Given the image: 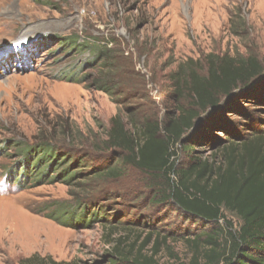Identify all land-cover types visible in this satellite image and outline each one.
I'll list each match as a JSON object with an SVG mask.
<instances>
[{"label": "rangeland", "instance_id": "374dc122", "mask_svg": "<svg viewBox=\"0 0 264 264\" xmlns=\"http://www.w3.org/2000/svg\"><path fill=\"white\" fill-rule=\"evenodd\" d=\"M45 37L51 38L43 41ZM73 37L95 44L111 39V48L121 49V67L108 72L115 81L114 94L101 91L93 81L105 74L101 64L86 67L95 51L70 52ZM211 54H255L264 66V0H0V143L6 141L0 146V264H18L34 254L57 262L76 258L83 264H107L111 245L105 243L102 224L75 229L46 217L74 201L70 194L76 193V186L62 177L63 169L76 164L81 175L114 159L111 152L93 150L116 116L128 130L146 118L165 122L186 103L175 96L178 67L193 62L206 71ZM262 83L264 77L257 86ZM124 87L131 99L121 91ZM209 116L203 114L193 132ZM47 133L55 139L65 137L66 144L56 146V155L45 160L36 151L38 139ZM192 133L183 139V147L179 145L180 164H189L192 156L211 158L216 152L210 150L213 139L207 144L199 139L187 143ZM68 145L73 151L61 166ZM48 164L57 172L51 170L53 175L42 181ZM123 179L109 184L125 190L123 198L118 200L120 192L110 197L115 194L106 191L101 203L92 202L94 211L100 206L108 217L119 218L116 237H125L127 245L159 230L169 238L159 261L188 263L191 255L183 236L193 239V234L213 226L190 218L173 204L157 213L147 203L150 178L129 169ZM124 222L135 229L134 235H126ZM139 222L142 227L136 226Z\"/></svg>", "mask_w": 264, "mask_h": 264}, {"label": "trees", "instance_id": "16d2710c", "mask_svg": "<svg viewBox=\"0 0 264 264\" xmlns=\"http://www.w3.org/2000/svg\"><path fill=\"white\" fill-rule=\"evenodd\" d=\"M72 41V54H79L83 49L95 51L92 63H87L86 67L95 69L101 64L99 69L105 74L93 81L101 91L114 94L115 81L108 72L121 67L120 60L124 58L121 49L111 48L114 40L95 44L73 37ZM194 64L187 62L185 67H178L173 87L175 96L179 101L186 100V105L178 106L176 113L169 115L165 122L160 124L146 118L141 122L143 124L128 130L116 116L99 148L96 146V151L93 150L102 155L111 152L114 159L81 175L76 172V164L61 168L62 177L76 186V193L70 194L74 201L46 217L75 229L102 224L106 230L105 243L111 245L105 258L107 264H162L159 255L169 240L157 230L144 239L138 236L127 245L125 237H116L115 226L119 218L108 217L107 211L100 206L96 207V212L92 208V202L101 203L106 191L120 192L118 200L123 198L125 190L110 188L109 184L125 179L129 169L150 178L151 187L146 199L157 213H161V207L173 204L190 218L213 226L210 230L193 234V239L183 236L191 257L188 263L178 261L176 264H264V83L257 86L264 77V66L255 54H211L207 58L206 71ZM129 69L133 70L134 64ZM121 91L125 96L129 95L126 87ZM128 98L131 99V95ZM216 109L220 110L211 114ZM206 113L211 114L208 120L193 132L196 121ZM189 133L193 136H188L187 143L199 139L207 144L213 139L210 150L216 152L212 151L211 158L192 156L189 164H180L179 145ZM217 133L226 137L223 139ZM45 137L38 139L40 144L37 151L36 147L34 149L47 160L46 157L56 155V146L66 143L65 137L55 139L48 133ZM66 148L68 152L64 155H68L61 154V166L67 164L65 161L73 151L72 145ZM191 149L195 150V147ZM51 170L57 172V168L52 169L48 164L39 180L45 181L47 174L53 175ZM22 181H28V178ZM110 197H116V194ZM141 212L149 214L150 210L142 209ZM140 222L136 226L142 227ZM125 226L126 235H134L132 230L135 229L128 224ZM18 264L83 262L76 258L70 262H57L51 257L34 254Z\"/></svg>", "mask_w": 264, "mask_h": 264}, {"label": "bare ground", "instance_id": "6f19581e", "mask_svg": "<svg viewBox=\"0 0 264 264\" xmlns=\"http://www.w3.org/2000/svg\"><path fill=\"white\" fill-rule=\"evenodd\" d=\"M20 56H21L20 58L25 59V58H24V54H21ZM4 143H5V142H3L2 144L0 143V145H4ZM0 151H1V149H0Z\"/></svg>", "mask_w": 264, "mask_h": 264}]
</instances>
